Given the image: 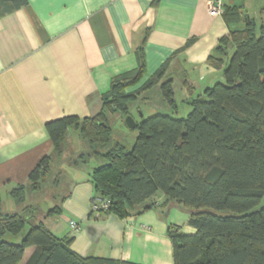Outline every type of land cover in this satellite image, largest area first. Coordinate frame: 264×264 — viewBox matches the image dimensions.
<instances>
[{"label": "crops", "instance_id": "obj_1", "mask_svg": "<svg viewBox=\"0 0 264 264\" xmlns=\"http://www.w3.org/2000/svg\"><path fill=\"white\" fill-rule=\"evenodd\" d=\"M27 1L11 11L0 7V192L7 197V209L15 203L12 189L26 184L41 159L53 153L46 124L65 116L83 119L97 114L114 80L137 68L136 49L147 28L145 71L129 90L141 87L168 61L160 82L172 79L176 100L187 103L223 81L228 58L225 64L209 60L217 55L220 39L249 20L264 23V0H225L226 13L219 16L209 13L207 0ZM162 101L160 107L172 109L163 97ZM71 127L77 129L68 130ZM69 147L65 146V156L53 155L54 168L77 156ZM89 149L90 144L79 150ZM88 170L63 183L69 191L63 193L62 213L45 216L37 209V220L42 218L59 237L72 238L71 248L82 256L174 264L168 226L196 233L189 223L190 210L158 194L154 207L126 218L93 211L97 193ZM34 251L35 246L28 247L19 264Z\"/></svg>", "mask_w": 264, "mask_h": 264}, {"label": "trees", "instance_id": "obj_2", "mask_svg": "<svg viewBox=\"0 0 264 264\" xmlns=\"http://www.w3.org/2000/svg\"><path fill=\"white\" fill-rule=\"evenodd\" d=\"M27 2L0 0V7L11 11ZM148 32L136 49L137 68L114 80L97 114L65 116L46 124L53 153L41 159L26 184L12 189L17 209H7L0 192V264H19L30 246L35 251L25 264H142L82 256L71 248L72 238L59 237L42 218L37 220L45 188L60 185V180L50 182L52 157L63 156L70 126L79 130L90 149L66 161L105 159L91 173L97 198L110 200L104 211L120 218L140 214L157 204L158 194L190 210L189 223L196 233L168 226L174 264H264V206L252 210L264 196V23L249 20L221 38L217 55L209 60L225 64L228 58L223 81L185 100L191 110L184 117L157 113L136 121L138 135L127 147L114 141L111 112L130 114L138 96L156 85L167 105L177 108L173 80L160 82L168 61L141 87L129 90L145 71ZM65 198L45 216L62 213Z\"/></svg>", "mask_w": 264, "mask_h": 264}, {"label": "rangeland", "instance_id": "obj_3", "mask_svg": "<svg viewBox=\"0 0 264 264\" xmlns=\"http://www.w3.org/2000/svg\"><path fill=\"white\" fill-rule=\"evenodd\" d=\"M162 97L163 95L160 85L158 86V90L157 89L153 90L151 88L144 91L138 96L137 101L132 105L130 109V114L135 118L136 121H141L142 119L150 117L157 113L184 117L191 110V105L187 104L184 101H181L180 98L177 99V105H178L177 112L176 110H174L175 108L173 107L172 109H166L165 107H160V105H162L161 103L163 102ZM124 118L125 116L122 114V112H111L109 114L110 123L114 130L113 133L114 141L123 143L127 147H131L138 135V129L136 128L131 129L127 127V125L124 123ZM85 140L81 137L79 131L74 127H71L68 130L66 145L67 146L69 145L70 146L69 148L76 151L77 155H79L83 151V150L80 151L81 149L85 150L89 146L87 140L86 141ZM65 155L66 154H64V156ZM99 160L101 159H97L96 157H91L90 159L85 161V163L81 162L80 165L82 163L85 165L82 164L83 166H79V167L69 164L66 160H64L63 162L60 161L58 164L60 173L56 172L57 169L54 168V162H52L51 176H49L50 182L54 183L56 180H60L61 182L58 187H55L54 185L52 186L50 184L45 188L46 196L42 197L37 204V208L39 209V211L46 212L51 207H54L55 204L59 203L61 198L64 196L63 193H66L64 192V190L69 191V188L66 184H65L66 188L62 186L63 183L64 182L68 183L71 181L72 178L77 177L79 175L83 176L85 173L89 171L88 168L90 169V171H92L94 166L101 164L98 163ZM52 192H54V196L51 195ZM3 200L4 202L8 201L6 196H4ZM15 203L12 206L13 208H11V210L17 209L18 204L16 205ZM4 205L6 206L5 203ZM263 206H264V196L261 202L257 206H255V208H253L252 210H258Z\"/></svg>", "mask_w": 264, "mask_h": 264}, {"label": "built area", "instance_id": "obj_4", "mask_svg": "<svg viewBox=\"0 0 264 264\" xmlns=\"http://www.w3.org/2000/svg\"><path fill=\"white\" fill-rule=\"evenodd\" d=\"M207 5L209 9V13L213 16L223 15L225 11V0H207ZM110 207V200L109 199H101L97 198L92 202V209L93 211H104L108 210ZM72 227L74 229H78V223L72 221Z\"/></svg>", "mask_w": 264, "mask_h": 264}, {"label": "water", "instance_id": "obj_5", "mask_svg": "<svg viewBox=\"0 0 264 264\" xmlns=\"http://www.w3.org/2000/svg\"><path fill=\"white\" fill-rule=\"evenodd\" d=\"M124 123L127 125V127L131 128V129H133L137 126V122L131 114H127L125 116Z\"/></svg>", "mask_w": 264, "mask_h": 264}]
</instances>
